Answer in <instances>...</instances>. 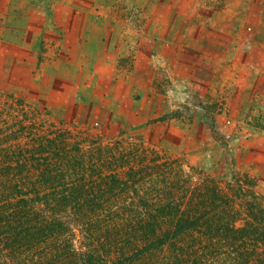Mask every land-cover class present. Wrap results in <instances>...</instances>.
I'll list each match as a JSON object with an SVG mask.
<instances>
[{"label": "rangeland", "instance_id": "rangeland-1", "mask_svg": "<svg viewBox=\"0 0 264 264\" xmlns=\"http://www.w3.org/2000/svg\"><path fill=\"white\" fill-rule=\"evenodd\" d=\"M165 2L49 0V35L13 36L3 26L0 177L8 164L53 158L44 153L50 143L40 142L56 135L91 168L85 185L102 212L87 226L108 264H264V35L241 22L233 39L253 48L224 50L234 43L214 35V21L206 29L202 21L157 20L177 9ZM108 210L159 211L158 239L167 238L169 216L191 227L127 262L115 251L132 255L143 232L127 228L141 239L133 246L126 236L100 241ZM69 216L72 245L81 249L85 227ZM240 228L244 239L234 238Z\"/></svg>", "mask_w": 264, "mask_h": 264}, {"label": "trees", "instance_id": "trees-1", "mask_svg": "<svg viewBox=\"0 0 264 264\" xmlns=\"http://www.w3.org/2000/svg\"><path fill=\"white\" fill-rule=\"evenodd\" d=\"M43 137L44 141L40 143H50L48 152L44 153H49L53 158L43 156L44 158L31 162L8 164L5 177H0V264H108L107 254L102 253L100 248H95L98 232L87 226L93 214L102 212L94 209L92 203L96 195L90 192V186L85 185L91 179L89 173L88 177L84 176L91 170L87 167L88 162L84 156L78 153L72 155L71 151L63 148L58 136ZM32 171H37L38 174L29 175ZM13 172L26 174L12 177ZM108 184L115 185L113 190L122 189L119 178H112ZM65 213L70 214L71 225L76 223L80 231L85 227L83 232L85 231L87 239L82 250L72 245L73 233L64 220ZM105 214L111 218L108 219L111 223L106 226V230H101L106 233L100 241L105 239L111 245L118 236H126L127 245L133 246L135 242H141V239L138 240L134 232L128 237L130 230L127 228L132 224L135 228H141L142 231L138 230V234L143 232L144 244L133 251L132 255L115 251V254L124 257L127 262H133L137 255L148 253L166 243L171 231L176 235L190 226H182L169 216L166 223L170 228L164 232L167 238L158 239L162 214L159 211L145 213L108 210ZM237 233L238 236L234 238L244 239L246 234L243 228ZM133 239L135 241L132 244Z\"/></svg>", "mask_w": 264, "mask_h": 264}, {"label": "crops", "instance_id": "crops-1", "mask_svg": "<svg viewBox=\"0 0 264 264\" xmlns=\"http://www.w3.org/2000/svg\"><path fill=\"white\" fill-rule=\"evenodd\" d=\"M48 3L49 0H0V30L9 23L7 26L14 30L13 36L37 38L44 36V33L46 36L49 35L47 25L49 17L47 11H44V5L47 6ZM165 4L171 7L177 5V9L175 11L171 9L170 16L160 12L157 20L202 21V27L206 29H209L210 21H214L218 26V29L214 28V35L230 38L226 43H234L229 47L225 44L224 50L230 48L232 52H244L253 48V46H249L250 48L240 46L233 39L241 36V28L238 26L241 22H251L253 36L264 35V0H166ZM19 20L28 22L20 29L22 25H18ZM221 22L225 24L229 22L227 27L229 31L226 25H221ZM93 33L99 36V32ZM78 35L82 34L78 32ZM35 43L37 42L33 39L32 45ZM169 53L171 56L177 53V47H169Z\"/></svg>", "mask_w": 264, "mask_h": 264}]
</instances>
